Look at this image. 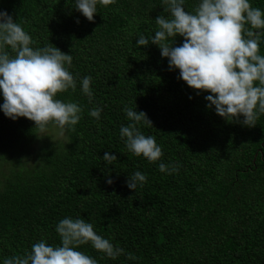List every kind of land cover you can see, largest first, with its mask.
Here are the masks:
<instances>
[{
	"label": "trees",
	"instance_id": "obj_1",
	"mask_svg": "<svg viewBox=\"0 0 264 264\" xmlns=\"http://www.w3.org/2000/svg\"><path fill=\"white\" fill-rule=\"evenodd\" d=\"M249 2L264 11V0ZM199 3L185 0V10ZM164 7L162 0H116L98 4L90 22L75 0H0L33 47L50 43L72 56L76 90L56 98L83 109L75 131L60 140L0 110V264L41 239L59 245L55 228L68 217L124 249L115 260L90 244L77 249L97 264H264V114L253 127L243 116L226 121L207 106L210 93L169 69L157 45L137 46L141 34L154 37L157 16L170 15ZM182 43L176 36L173 46ZM85 76L92 78L91 102L81 91ZM125 107L146 113L152 127H137L155 137L160 160L127 149L120 136L131 123ZM94 108L102 109L98 120L89 115ZM106 152L117 160L108 164ZM160 163L180 167L168 174ZM137 171L147 180L131 190L127 181Z\"/></svg>",
	"mask_w": 264,
	"mask_h": 264
},
{
	"label": "clouds",
	"instance_id": "obj_2",
	"mask_svg": "<svg viewBox=\"0 0 264 264\" xmlns=\"http://www.w3.org/2000/svg\"><path fill=\"white\" fill-rule=\"evenodd\" d=\"M115 3L116 0H75V8L91 22L98 4L107 7ZM162 3L163 12L170 15L157 16L154 37L141 34L137 46L157 45L161 56L168 58L170 70L178 69L179 78L190 88L210 93L205 100L208 107H215L217 115L229 122L243 116L244 125L255 126L264 114V55L260 54L264 11L253 7L249 0H200L191 13L185 10V0ZM176 36L183 38L181 46H173ZM34 43L19 23L0 10V110L12 120L23 117L33 121L41 133L49 125L58 127L61 135L66 130L75 131L83 109L77 103L56 98L69 89L76 90V78L69 71L72 56L50 43L43 48L33 47ZM80 83L91 102L92 78L85 76ZM124 111L131 121L120 128L127 149L150 163L160 160L163 152L155 137L145 136L137 127L141 123L152 127L146 113H137L131 107ZM101 112V108H94L89 115L98 120ZM103 160L111 164L117 157L106 152ZM179 167L159 164V170L168 174L178 172ZM146 180V175L137 171L128 178L127 187L135 190ZM106 182L113 183L111 179ZM55 231L61 238L59 245L52 246L41 239L30 252L5 258L3 264H97L94 258L77 250L87 244L113 260L124 254L123 248L98 235L93 225L82 218H64ZM127 258L137 259L131 253Z\"/></svg>",
	"mask_w": 264,
	"mask_h": 264
},
{
	"label": "rangeland",
	"instance_id": "obj_3",
	"mask_svg": "<svg viewBox=\"0 0 264 264\" xmlns=\"http://www.w3.org/2000/svg\"><path fill=\"white\" fill-rule=\"evenodd\" d=\"M40 135H48L49 140H60L59 138H62L61 130L56 126H51L46 132L41 133ZM35 143H31L30 146H34ZM29 149L31 147H28ZM23 156V155H22Z\"/></svg>",
	"mask_w": 264,
	"mask_h": 264
}]
</instances>
